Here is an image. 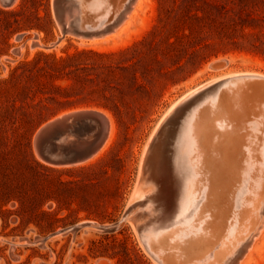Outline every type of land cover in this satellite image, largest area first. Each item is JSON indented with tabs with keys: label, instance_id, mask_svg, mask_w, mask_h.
Listing matches in <instances>:
<instances>
[{
	"label": "rangeland",
	"instance_id": "rangeland-1",
	"mask_svg": "<svg viewBox=\"0 0 264 264\" xmlns=\"http://www.w3.org/2000/svg\"><path fill=\"white\" fill-rule=\"evenodd\" d=\"M78 1L83 10L79 14L70 10L72 19L62 22L57 0H0V121L5 119L0 122L4 127L0 164H8L0 167V198L11 186L21 199H12L6 206L10 211L0 216V264H227L262 219L258 199L253 202L250 192L232 194L233 184L230 191L223 187L216 193L206 187L188 196L172 223L162 225L157 234L146 225V232L153 235L148 244L141 227L155 219L142 200L148 201L155 187L150 181L144 183L145 157L162 120L210 81L227 78L218 81L227 84L217 88V101L228 107L230 116L225 117L237 123L241 97L236 92L252 96V105L263 100L264 0H139L125 22L104 34L117 21L122 6L114 2L100 18L89 7L93 0ZM62 25L91 35L64 31ZM39 52L64 59L38 57ZM30 60L49 63L55 76L48 72L37 80L19 77L24 69H31L28 74L36 71V63L21 66ZM235 73L260 77L234 82L227 76ZM18 82L35 88L39 82L43 90L32 93L26 102L18 100L22 105L15 107L12 91ZM52 97L71 103L61 108ZM32 104L52 105L55 110L45 109L26 121L25 114L35 110ZM216 107L207 110L203 124L194 122V114L198 131L203 125L209 132L214 128V116L221 118ZM83 110L109 118L111 131L105 144L94 156L75 163L42 159L35 141L38 129L61 114ZM258 119L264 121L262 116ZM69 129L42 141L54 151L72 155L84 152L99 135L97 125L87 122ZM29 141L48 169L30 167ZM186 152L204 163L198 151ZM241 155L240 166L248 174L250 159ZM260 166L256 163L257 172ZM146 190L148 199L142 198ZM132 218L138 227L132 225ZM119 221L115 231L97 227ZM81 224L85 225L72 230ZM242 257L239 264H264V224L252 250Z\"/></svg>",
	"mask_w": 264,
	"mask_h": 264
},
{
	"label": "bare ground",
	"instance_id": "bare-ground-1",
	"mask_svg": "<svg viewBox=\"0 0 264 264\" xmlns=\"http://www.w3.org/2000/svg\"><path fill=\"white\" fill-rule=\"evenodd\" d=\"M138 1L126 0L122 4L121 0H93L89 7L94 11L92 13L102 18L101 16H104V14L112 9L114 2L122 6L119 9L117 23L110 30L103 31L102 34H104L116 29V26H119L123 21L125 22ZM57 7L62 22L63 20L69 22L72 19L73 14L70 13V10L75 14H79L83 10L82 4L78 0H57ZM63 30L78 35H91L83 30H75L71 26H63ZM252 76L260 77V75L253 73H235L227 77H233L232 80L238 82L239 79L250 78ZM224 79L210 81L183 98L168 113L166 118L162 120L161 125L154 132L145 157L146 176L144 183L147 184L150 181V184L155 189L152 195L148 196L149 199L147 195L151 188H148L149 191H143L142 198L148 199V201L142 200V205L146 207V204H149L151 216L155 219L151 221L154 223V226L169 225L172 223L171 216L186 205L188 196L200 194L203 190H206V187H209L212 192L216 193L219 188L222 189L224 187V189L226 188L230 191L232 184L233 186L236 185V188L232 189V194L244 196V194L250 192L251 194H249L253 198V202L255 199H258V204L261 207L259 212L262 219L256 227L252 226L253 233L250 232L243 239L245 247L244 255L246 256L252 250L264 224V121L262 120L261 122L258 119L259 116L264 118V96L262 101L257 100V103L252 105V96L241 90L238 93L236 92L241 97L240 103H238V106L241 107V119L239 123L233 119L229 120L225 116H230V111H228V107L219 105L220 103L218 104L217 86L215 87L218 81H223ZM226 84L224 83V85ZM205 98L207 99L206 103L202 105L201 103ZM235 102L233 100L232 104L236 105ZM215 107L221 118L218 119L217 116H214L213 122L216 123L213 124L214 128L209 132L207 131L208 128L203 125L201 131H198L199 127L196 129V125L193 123L194 114V122L196 120V122L203 124L204 116L208 112L207 110H214ZM76 112H66L45 122L38 129L35 136L37 150L40 139L52 125H55L62 119H67L65 123L74 120ZM96 112L103 116L101 117L102 129H98L100 132L98 137L94 138V142L84 149L87 156L85 157V154L82 155L79 157V161L98 152L109 137L111 131L109 118L104 113ZM172 113L174 114L170 117ZM202 134H206L208 138L205 139V136ZM189 149L198 151L200 156L204 157V163L202 161L199 162V159H191V156H187L186 151ZM241 153H244L250 159L249 163H251V166L248 174L247 170H242L240 166L242 163ZM39 155L42 157L40 153ZM42 159L44 158L42 157ZM44 160L47 161L46 159ZM256 163L262 165L259 167L258 172ZM216 166L219 168L217 173L212 172L210 174V169H214ZM237 177L238 179H236ZM196 180L197 183H195ZM234 183H240V186L238 187ZM262 190L263 193L261 194ZM254 192L257 194L252 195ZM239 204H242L241 200L238 203V207ZM220 210L222 209L220 208ZM131 222L134 227L140 225L135 218H132ZM237 226L240 227L241 225L237 223ZM39 240L42 241L43 239ZM242 260L243 257L236 258L234 264H239Z\"/></svg>",
	"mask_w": 264,
	"mask_h": 264
},
{
	"label": "trees",
	"instance_id": "trees-1",
	"mask_svg": "<svg viewBox=\"0 0 264 264\" xmlns=\"http://www.w3.org/2000/svg\"><path fill=\"white\" fill-rule=\"evenodd\" d=\"M188 27L191 28L190 25ZM26 28L30 29L31 27L29 26V27H26ZM37 56L38 57H45V58H53L55 61H61V60L64 59V57H57L53 53L47 54V53H44V52H39V53H37ZM36 62H37V60L24 61L21 64V66L31 67L33 65V63H36ZM48 65H49V63H48ZM48 65H41V64L38 63L36 71H34V72L32 71L30 74H28L26 72V70H29V72H30L31 69H26V70L24 69L18 76L19 77L22 76V77H26V78L30 77V78H33V79L37 80V79L40 78V76L45 75V73L49 72V68L50 67ZM15 71H17V70H15ZM49 75L51 77L55 76L51 72H49ZM56 78H59V77L56 76ZM6 81H10V79L6 80ZM18 83L19 84L18 85L16 84V87L12 91L15 94V99L13 101V106H15V107H18V106L22 105V103L18 105V103H17L18 100H20L21 102H26L25 101L26 98H33V97H30V96H32V93L34 95L36 92L43 90V88L40 86L41 83H39V82L36 83L37 84L36 88L34 86L28 84L27 82H25L23 84L21 82H18ZM52 100H54V102H57L58 104H60V106H62L61 108H66L71 103V101L69 99L60 100V99L53 98ZM32 105L35 108V110L31 111V112H27L25 114L26 121H30L31 119H33L34 115H36L37 113L42 115L45 109L46 110H55L54 106L48 105V104H32ZM57 110H59V109H57ZM4 120L5 119H1L0 122H3ZM3 129H4V127L0 126V138H2V139H4ZM26 133H27V131H24L22 136H25ZM6 138H7V135H6ZM16 141H18V139ZM28 143H29L28 144L29 145L28 162L30 164V167L31 168H33V167L47 168L46 165L41 163L39 161V159L36 158L35 154L33 153V150L31 149L30 141ZM16 144H18V142H16ZM0 167L2 169L6 168V167H8V164L3 162V163L0 164ZM7 190L8 191H6L5 195H3V197L0 198V216H2V217H4L5 213L10 211L6 206L12 199H18V200L21 201L20 197L18 195H16L15 188L13 189L11 186H8ZM40 202H42V201H39V203ZM42 213L47 214V212H44V211Z\"/></svg>",
	"mask_w": 264,
	"mask_h": 264
},
{
	"label": "water",
	"instance_id": "water-1",
	"mask_svg": "<svg viewBox=\"0 0 264 264\" xmlns=\"http://www.w3.org/2000/svg\"><path fill=\"white\" fill-rule=\"evenodd\" d=\"M64 22V20H63ZM117 23V21L115 22ZM114 23V24H115ZM254 78H258L257 76L256 77H250V79H254ZM246 79H249V78H243V79H239V80H246ZM238 80V81H239ZM224 83L222 82H218L215 84V87L217 86V88L223 86ZM102 114H98L96 111H90V110H83V111H77L75 114H74V120L68 122V123H65V121L67 119H62L60 122L56 123L55 125H52L47 131H46V134L42 136V138L40 139L39 141V144H38V150H39V153L42 155V157L44 159H46L47 161L51 162V163H56V164H68V163H75V162H78L79 161V157H81L82 155L85 154V157L87 156L86 152H77L75 154H72V155H69V154H64L62 153L61 151H54L52 148H50L49 146H45V142L43 143L42 139L44 138V136L46 135H49V134H54V133H68L69 132V127H71L72 125H75L77 123H82V122H87L88 124H95L97 125V127L99 129H102V119H101ZM101 131V130H100ZM100 133V132H99ZM89 155V154H88ZM176 214H174L173 216H171V219L175 217ZM127 218V215H125L123 217V220H125ZM120 221L119 222H115V223H112V224H98L97 227L99 229H101L102 231H105V232H111V231H115L119 225H120ZM154 223L153 222H144V225L141 227V232H142V235H143V238L144 240L150 244L151 240H152V231H150L151 233H147L146 232V225L151 228L153 226V229L152 230H155L153 233L157 234L158 231L160 230V228L162 227V225H156L154 226L153 225ZM85 224H81V225H74L72 226V230L73 231H77L79 230L81 227H83ZM165 227V226H163ZM46 239H43L42 242H44ZM244 250H245V247L244 248H240L239 251L237 252V255L230 259L227 264H234L236 258H240L242 257V255L244 254ZM154 256L156 258L159 259L158 257V254L157 253H154ZM161 262H162V259H159Z\"/></svg>",
	"mask_w": 264,
	"mask_h": 264
}]
</instances>
